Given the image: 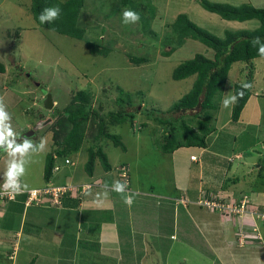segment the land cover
<instances>
[{
  "label": "rangeland",
  "instance_id": "374dc122",
  "mask_svg": "<svg viewBox=\"0 0 264 264\" xmlns=\"http://www.w3.org/2000/svg\"><path fill=\"white\" fill-rule=\"evenodd\" d=\"M207 1L264 8V0ZM131 3L134 9L130 8L142 18L136 24L124 25L120 0H84L79 25L86 30V40L108 50L104 56L92 55L84 41L40 28L30 11V0H0V62L5 66V72L0 74V97L12 117L17 142L24 138L35 143L40 139L46 141L43 152L29 155L22 183L29 188L38 187L37 190L48 185L43 180V169L46 155L53 148V133L65 122L62 112L79 93L78 102L87 98L100 118L106 119L108 114L121 110L131 115L132 120L123 124H106L109 133L120 137L124 150L104 137L99 142L113 168L111 171H118L122 164L128 167V193L133 196L131 206L123 198L112 202L108 190V196H103L105 189L97 188L102 184L100 178H108L112 173H104L98 160L93 177L86 173L88 148L101 125L99 118H91L85 123L81 149L67 158H57L58 170L51 179L53 185L67 184L63 189L71 191L76 189L70 185L73 182L98 185L82 197L86 207L81 209L79 226L77 212L57 210L63 206L50 205L58 202V197L53 196L56 191L52 190L51 196L43 198L48 202L40 200L35 203L37 207L31 204L28 211L37 210L39 216L35 225L30 226L26 213L24 230L17 240L19 215L8 210L10 204L6 201H0V264H28L32 251L37 255L36 264H264V58L253 61L252 94L258 95V109L251 111L245 105L246 114H240L242 119L239 117L237 123L230 119L232 105L225 108L222 100L233 95L234 83H243L250 66L243 63L231 66L215 113L216 131L207 138L204 150L181 148L173 154L162 153L154 139L161 140L166 130L153 118L169 109L192 86L193 77L173 80V69L197 53L213 56L212 51L193 40L186 41L169 57L162 55V51L171 49L164 42L168 33L165 26L177 15L186 14L192 22L218 37L225 30H252L258 23L227 22L203 9L199 0ZM130 57L145 58L146 62L134 64ZM119 90L130 95V105ZM46 93L51 94L52 111L44 108ZM171 116L176 118L178 114ZM47 118L51 122L36 130V125ZM30 131L33 134L25 136ZM190 155L197 161H191ZM8 159L7 153L0 149V184ZM64 159H69L70 164L65 165ZM96 191L99 192L93 194ZM224 192L230 196H223ZM90 201L99 207L113 203L115 210L104 206L97 213ZM204 201L215 203L216 208H207L202 205ZM90 216L94 227L106 224L112 228H107L110 235L115 230L120 261H105L101 257L99 261L97 257H84L80 261V243L95 230L90 226L88 232L86 224ZM31 234L40 238L28 236ZM41 238L44 239L37 241L36 246L29 242L32 251L28 259L25 256L21 259L17 249L23 248L22 254L28 251L25 245L21 248V240L25 243ZM15 241H18L16 249ZM97 242L100 247L101 239Z\"/></svg>",
  "mask_w": 264,
  "mask_h": 264
},
{
  "label": "trees",
  "instance_id": "16d2710c",
  "mask_svg": "<svg viewBox=\"0 0 264 264\" xmlns=\"http://www.w3.org/2000/svg\"><path fill=\"white\" fill-rule=\"evenodd\" d=\"M131 2L132 0H120V6L122 9L126 7L133 8ZM199 3H201L203 9L218 15L227 22L245 23L256 21L258 26L252 30H225L223 36L218 37L207 29L192 22L184 13L177 15L173 22L165 26L168 33L164 37V42L171 46V49L168 52L162 51L161 53L163 56L169 57L188 40L201 43L208 50L212 51L213 54L210 58L204 54L197 53L193 58L182 61L172 71L171 77L175 81L185 80L191 77H193L194 80L190 90L186 94L177 102L173 103L164 113L162 112L160 116L153 117L154 122L164 126L166 130L161 140L154 139L157 149L165 154H173L181 148L205 149L207 147V138L216 131L214 125L217 121V115H215V113L218 110L219 98H221L231 66L235 63L249 65V73L247 77H245L246 79L243 83L250 82L253 84V61L261 58L257 53V49L252 47L249 41L256 36L264 39V8H256L247 3L235 6L228 3H212L207 0H199ZM54 5H59L62 9L60 18L52 24H40L38 18L39 13L43 8ZM83 7L84 0H66L64 2H60L59 0H30V11L40 28L47 30L54 29L53 32L55 33L84 41L86 48L92 55L106 56L108 52L107 49H103L102 45L92 43L85 39L86 30L79 25L80 14ZM117 11L118 9L115 12ZM152 16L153 13L151 17ZM145 27H147V25ZM130 60L134 64L146 62L145 58L130 57ZM4 72L5 66L0 62V74ZM241 85L242 83L240 82L233 84V95L239 91H243L244 95L243 98L232 105L230 114L232 122H237L239 120L240 114L253 91L252 87L245 90L241 88ZM119 92L120 95L125 96V102L130 105V95L122 90H119ZM79 96V93L76 94L70 106L62 112V115L65 117V122L53 133V148L52 151L46 155L43 169V180L45 183H49L53 178L57 158H67V155L78 153L81 149V145L85 140V123L91 118H99L101 125L97 130V135H93L91 139L93 144L88 148L87 152L88 159L85 165V171L90 177L93 176L96 160L100 161L104 173L111 172L113 169L106 154L103 152L102 144L99 142L101 141V137H104V140L111 141L115 147H120L124 150L120 137L109 133L106 130V124L108 122L115 125L123 124L132 120L131 115L121 110L117 113L108 114V118L106 119L100 118L98 113L88 104L87 98H85L84 101L78 102ZM118 101L123 102L124 100L119 99ZM174 114H178V117L174 118L171 116ZM167 118H172V120H168ZM118 171L120 182L123 183L126 181L129 187L130 178L128 175V167L122 164ZM123 171L127 174V180L120 176ZM83 188L84 186L82 189ZM90 188H92V186L89 187V189ZM42 189H44V187ZM45 189H49V187L45 186ZM83 190H80V192H85ZM27 193L28 192H24L22 194V209L19 211V216L22 214L23 207H25L28 197ZM70 195L71 191H65L57 197L60 201ZM39 196L45 197L44 195ZM79 198L74 201H83L82 197ZM14 200H8L7 197H0V201H6L4 203L10 204L8 210L11 209ZM35 203L33 202L32 204ZM237 207H239V205ZM97 213H99V211H97ZM15 215H17V213ZM82 244L86 245V242ZM97 258L96 261H99ZM83 259L84 257L82 256V260ZM34 262L35 259L33 258L28 264H34Z\"/></svg>",
  "mask_w": 264,
  "mask_h": 264
},
{
  "label": "clouds",
  "instance_id": "9594fccd",
  "mask_svg": "<svg viewBox=\"0 0 264 264\" xmlns=\"http://www.w3.org/2000/svg\"><path fill=\"white\" fill-rule=\"evenodd\" d=\"M61 12L62 9L59 5L43 8L42 11L39 13L38 17L40 24H52L54 21L60 18ZM140 19V14L137 11L132 10L131 8L126 7L121 12V22L124 25L136 24L140 21ZM50 31H54V29H50ZM249 43L252 47H255L257 49L259 57L264 58V39L259 36H256L252 38ZM251 87L252 84L250 82H244L241 85V88L245 90L250 89ZM243 95V91H239L235 95H227L222 100L223 107H230L231 105L235 104L239 99L243 98ZM11 119L12 117L10 113L6 110V105L4 103L3 97H0V149L4 150L9 157L7 161V171L4 174V181L0 184V192L2 186L5 189V194L12 196L20 195L24 192L30 191L35 194L38 190L34 188L29 189V186L27 184L22 183L21 177L25 175L26 165L29 163V155L34 152H43L46 147V141L44 139H40L38 143H35L32 139L24 138L21 140V142H17L15 138V133L12 129ZM65 160L66 159H64V164ZM57 170L58 167L56 166L55 171ZM65 186L67 187V185ZM59 187L64 186H51L50 189ZM108 187L109 186L105 184V191L103 193V196L105 198L108 196ZM127 188L128 185L126 181L123 183L118 180L113 181L111 185V191H114L117 194L121 195L123 197L124 203L128 206H131V204L133 203V196L132 194L127 192ZM41 198V196H38L37 200L32 201L30 204H27V197L26 205H31L33 202L40 203ZM53 204H57V202Z\"/></svg>",
  "mask_w": 264,
  "mask_h": 264
},
{
  "label": "crops",
  "instance_id": "0c3cea01",
  "mask_svg": "<svg viewBox=\"0 0 264 264\" xmlns=\"http://www.w3.org/2000/svg\"><path fill=\"white\" fill-rule=\"evenodd\" d=\"M258 95L255 93V94H252L250 97H249V99H248V102L246 103V106L247 105H249L247 108H251V111H253V109H255V107H257L256 109H258V105H257V97ZM250 102H251V104L252 105H250ZM246 106L244 107V109H243V113H241V114H246V111H245V109H246ZM248 110V109H247ZM257 115H258V113H257ZM240 119H242V115H241V117H240ZM237 123V122H236ZM258 126V124H257V122L255 123V127H257ZM204 150V149H203ZM190 157H192V155H190ZM237 169V168H236ZM112 173V174H111ZM107 174H111V176L110 177H103V179L102 178H100L101 179V182H102V184L100 183V179L98 180V183H100V186L99 187H97L98 189H105V184H107L109 187H108V191H110L111 192V201L113 202L114 201V199L116 198L117 200H121L123 197L121 196V195H118L116 192H114V191H111V185H112V182L113 181H120V179L118 178L119 177V171H111V172H108ZM108 176V175H107ZM93 177V176H92ZM91 177V178H92ZM109 179L111 180L110 182H108L109 181ZM1 181V180H0ZM52 180L49 182V183H45V184H48V185H46V186H64V185H67V184H59V185H53L52 183ZM70 185H72V187H76V189L74 188L72 191H71V195L70 196H66L65 198H63V199H61L59 202H57V204H53V203H51L50 202V205L51 204H53V205H55V206H63L62 208H58L57 210H66L67 212H73V213H75V212H77V219H78V226H79V221L81 220V216H82V214H81V209H84L85 207H86V204H83V202L80 200L79 202H76V201H74V200H76V198L78 197V196H81V197H83V196H85L86 195V193L87 192H89L90 190H92L95 186H98V185H95V184H92L91 182H88V183H82V182H79L78 184L75 182H73L72 184H70ZM84 186V190L82 189V187ZM91 187L92 186V188H90L89 189V187ZM42 187H45V186H42ZM42 187H40V188H42ZM38 188V187H37ZM37 188H34V189H37ZM29 189H33V188H29ZM87 189H89V190H87ZM80 190H83V191H85V192H80ZM87 190V191H86ZM76 191V192H75ZM78 191V192H77ZM97 192H99V191H96V192H94L93 194H95V193H97ZM127 192H129L128 191V189H127ZM224 194H226L225 192L223 193V196H225ZM98 195V194H97ZM226 195H228V194H226ZM228 196H230V195H228ZM16 198H15V200H14V202L12 203V205H11V209L12 210H15V214L17 213V215H19V211L22 209V199H23V197H22V194H20V195H16L15 196ZM44 197H42L41 198V200H43V202H48L47 200H44L43 199ZM254 200V202L255 201H258V200H255V199H253ZM42 202V201H41ZM90 204H91V206L94 208V209H96V212L97 211H99L100 212V208L101 207H104V206H106V207H110V209H113V210H115V207L113 206V203H111L110 205L111 206H108L107 204L106 205H101L100 207H99V205H97V204H95L93 201H90ZM33 205V204H32ZM34 205H36V204H34ZM53 205H51V206H53ZM30 206L31 205H26L25 204V207H23V211H22V214L19 216V227H18V229L16 230V236H15V238L18 240L19 238H20V234L21 233H23V230H24V228L22 227V223H23V220H24V218H25V216H26V213L28 212V218H29V220H30V222H29V225L31 226H34L35 225V222H36V219L38 218V216H39V211H37V210H33V211H31V212H29L28 211V209L30 208ZM48 206V205H47ZM35 207H37V205L35 206ZM39 208H43V207H39ZM264 208V207H263ZM43 209H46V208H43ZM16 216V215H15ZM69 218L71 219V217L69 216ZM92 217L90 216V218L88 219L89 220V222L86 224L88 227V232H89V229H90V226H91V228L92 227H94V225H93V223H95V222H92ZM60 226H62L63 227V224H59ZM95 228V230H94V232H92L91 234H88V235H86L87 237L84 239L83 238V241H82V243L83 242H86V245L85 244H82V243H80V247L78 248L79 249V253H78V256H80V261H84V259L82 260V256L83 257H87L88 259H92V258H95V257H98L97 259H100V257L102 258V259H105V261H107V260H113V261H115V262H118V261H120L122 258H121V253H120V245H119V243H118V241H117V238H116V232H115V230H113V232L111 233V235H110V233H108V230H107V228H108V225H106V224H100V225H98V224H96V226L94 227ZM109 230L110 229H112L111 227H109L108 228ZM48 230L49 231H51L53 234H54V232L52 231V229L50 228V226L48 225ZM42 231H43V229H42ZM28 234L30 233V232H28V231H26ZM57 232H58V234L59 233H61L62 234V231L61 230H57ZM131 232V231H130ZM26 233V234H27ZM98 233V234H97ZM26 234H24V235H26ZM28 236H31V237H33V238H40V235H35V234H31V235H28ZM114 236V239L112 240V237ZM24 237V236H23ZM98 238H100L101 239V242H102V244H101V246L99 247V244H98ZM15 239V240H16ZM42 239H44V238H41V240H31V241H28V242H23V240H21V242H22V245H21V248L24 246V248H26V249H28V251L26 252V253H24V254H22L23 253V251H25L23 248H22V250L20 251L19 249H17V253H18V255L20 256V258L21 259H24L23 257L25 256V259L27 258L28 259V257H29V255H30V253H31V251H32V249L31 248H33V247H31V245L29 244V242H31V243H34L35 244V246L37 245V241H42ZM89 241H91L92 242V245L90 246V244H87V242H89ZM20 242V241H19ZM17 243H18V241H15V249H16V246H17ZM104 243H106L105 245H104ZM29 246V247H28ZM31 247V248H30ZM20 248V247H19ZM19 250V251H18ZM32 257H31V259L29 260V261H31L33 258L35 259V262H34V264H36V262H37V255H35L34 256V253H33V251H32ZM14 255V251L11 253V255H10V258L12 257ZM94 255V256H93ZM13 259V258H12ZM24 261V260H23Z\"/></svg>",
  "mask_w": 264,
  "mask_h": 264
},
{
  "label": "built area",
  "instance_id": "2783aa9c",
  "mask_svg": "<svg viewBox=\"0 0 264 264\" xmlns=\"http://www.w3.org/2000/svg\"><path fill=\"white\" fill-rule=\"evenodd\" d=\"M190 160L191 161H196L197 160V158L195 157V156H192V157H190ZM70 163V161L68 160V159H66L65 160V164H69ZM123 170V169H122ZM120 176L122 177V178H124V179H126V177H127V174H126V172L125 171H123V172H121V174H120ZM127 180V179H126ZM3 185V184H2ZM52 190L53 191H56V193L53 195V196H55V197H57V196H59V195H61L62 193H64L65 191H69V189H63V187H59V188H52V189H42V190H38V194H33L31 191L30 192H28V199H27V204H30L32 201H35V200H37V196H39V195H44V196H46V195H51V193H52ZM1 193L3 194V196L4 197H7V199L8 200H14V198H15V195L14 196H12V195H8V194H5V189L1 186ZM2 197V196H1ZM202 205H204V206H206L207 208H210V207H214V208H216V204L215 203H210V202H208V201H204L203 202V204ZM245 206V205H244Z\"/></svg>",
  "mask_w": 264,
  "mask_h": 264
},
{
  "label": "water",
  "instance_id": "95a60500",
  "mask_svg": "<svg viewBox=\"0 0 264 264\" xmlns=\"http://www.w3.org/2000/svg\"><path fill=\"white\" fill-rule=\"evenodd\" d=\"M43 105H44V108L45 109H48V110H53V108H54V104H53V102H52V97H51V94L50 93H48L47 95H46V98L44 99V101H43ZM51 122V118H47V119H45V120H42V121H40L37 125H36V130H39V129H41V128H43L45 125H47L48 123H50ZM35 131V130H34ZM31 134H33V131H30V132H28V133H26V136H31Z\"/></svg>",
  "mask_w": 264,
  "mask_h": 264
},
{
  "label": "flooded vegetation",
  "instance_id": "af4514ba",
  "mask_svg": "<svg viewBox=\"0 0 264 264\" xmlns=\"http://www.w3.org/2000/svg\"><path fill=\"white\" fill-rule=\"evenodd\" d=\"M47 94H48V93H46V95H47ZM46 95H45V96H46ZM42 100H43V99H42Z\"/></svg>",
  "mask_w": 264,
  "mask_h": 264
}]
</instances>
